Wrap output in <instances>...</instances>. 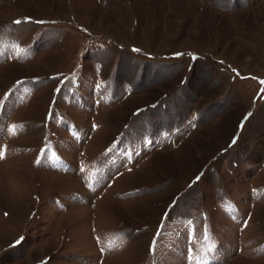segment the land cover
<instances>
[{
  "label": "rangeland",
  "instance_id": "rangeland-1",
  "mask_svg": "<svg viewBox=\"0 0 264 264\" xmlns=\"http://www.w3.org/2000/svg\"><path fill=\"white\" fill-rule=\"evenodd\" d=\"M0 154V264H264V0H0Z\"/></svg>",
  "mask_w": 264,
  "mask_h": 264
},
{
  "label": "snow or ice",
  "instance_id": "snow-or-ice-1",
  "mask_svg": "<svg viewBox=\"0 0 264 264\" xmlns=\"http://www.w3.org/2000/svg\"><path fill=\"white\" fill-rule=\"evenodd\" d=\"M17 23H19V22H17ZM0 158H3L2 154H0Z\"/></svg>",
  "mask_w": 264,
  "mask_h": 264
}]
</instances>
